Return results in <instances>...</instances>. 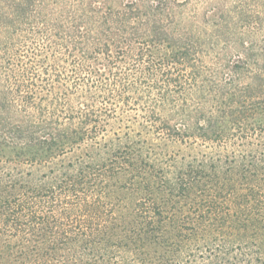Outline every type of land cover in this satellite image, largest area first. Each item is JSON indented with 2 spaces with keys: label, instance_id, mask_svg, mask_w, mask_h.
Instances as JSON below:
<instances>
[{
  "label": "trees",
  "instance_id": "1",
  "mask_svg": "<svg viewBox=\"0 0 264 264\" xmlns=\"http://www.w3.org/2000/svg\"><path fill=\"white\" fill-rule=\"evenodd\" d=\"M1 148L0 264H264V0H0Z\"/></svg>",
  "mask_w": 264,
  "mask_h": 264
},
{
  "label": "rangeland",
  "instance_id": "2",
  "mask_svg": "<svg viewBox=\"0 0 264 264\" xmlns=\"http://www.w3.org/2000/svg\"><path fill=\"white\" fill-rule=\"evenodd\" d=\"M17 155L12 148L0 149V177L4 183L8 179L7 175H10L12 180L29 182L33 185L52 181L51 176H43L48 174V168L19 163Z\"/></svg>",
  "mask_w": 264,
  "mask_h": 264
}]
</instances>
